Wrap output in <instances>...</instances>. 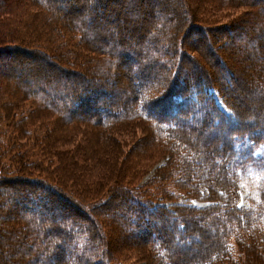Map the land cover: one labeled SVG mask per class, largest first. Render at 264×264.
Wrapping results in <instances>:
<instances>
[{"label": "trees", "instance_id": "trees-1", "mask_svg": "<svg viewBox=\"0 0 264 264\" xmlns=\"http://www.w3.org/2000/svg\"><path fill=\"white\" fill-rule=\"evenodd\" d=\"M68 1L0 0V51L11 53L10 66L29 72L28 85L52 89L49 95L41 88L32 94L26 81L18 83L0 72V189L15 198L21 212L13 228L0 231V240L19 231L21 237L11 244L16 264H264V245L256 235L264 233V211L238 207L240 185L234 173L243 157L263 169L262 2L148 0L152 3L144 9L147 0H113L137 6V13L125 15L109 7L111 0ZM193 3L203 7L197 11ZM100 8L102 14L126 18L128 30L140 39L117 33L99 45L87 26L100 24L94 18ZM189 34H195L192 41H183ZM237 40L246 44L247 49H239L241 62L249 61L255 90L245 81L237 85L239 76L219 53L226 47L213 46ZM226 49L237 64L239 53L232 45ZM249 53L256 58L249 60ZM66 76L76 81H71L72 97ZM132 79L137 87L128 85ZM120 85H128V93L110 106L108 95ZM237 89L254 98L252 105L232 95ZM53 94L62 96L52 100ZM210 125L217 132L209 134ZM119 127H140L143 134L109 157L114 178L107 190L87 199L88 185L77 191L70 185L71 193L88 200L90 218L83 217L82 207L64 190L69 179L83 182L80 164L65 158L71 159L76 144L78 154L85 152L87 140L73 136L94 129L99 141ZM150 170L152 176L141 182ZM97 223L105 236L122 231L127 251L108 246ZM201 228L212 230L214 240L202 239ZM130 253L134 261L127 260Z\"/></svg>", "mask_w": 264, "mask_h": 264}, {"label": "rangeland", "instance_id": "rangeland-1", "mask_svg": "<svg viewBox=\"0 0 264 264\" xmlns=\"http://www.w3.org/2000/svg\"><path fill=\"white\" fill-rule=\"evenodd\" d=\"M72 1L73 0H70L71 5L73 3ZM260 2H262V4L264 5V0H260ZM70 3H69V1L67 2L68 5ZM151 3H150V1L147 0V1L143 2L142 6L144 7V9H147V7L150 6ZM154 3H155V1H154ZM71 5H70V9H72V12L78 13L77 8L72 7ZM132 5L127 4L126 6H123V5H120L116 1H115V3H113V0H111L109 7L116 9L120 13L123 12V13H126L125 15H128V13H130L132 11L134 13L135 12L137 13V6L136 5L132 6ZM62 7H64V9H68V7L65 6V4ZM156 7L159 8V4L156 5ZM193 7H195V8H193ZM200 7H203V5L198 6V4L193 3L191 6L192 9H196L197 11L200 9ZM100 10L103 11L104 8L97 9V13H100V14L99 15L97 14L94 17L95 20L97 19L100 22V24H98L95 27L93 24L90 26H87L88 27V33H90L89 35L94 36L95 38H93V37L92 38L97 40L98 41L97 43H99V45H105V43H109V41L107 40V35H110V37L113 38V40H114L115 37H117V33H118V35L124 34L125 36L126 35L128 36L130 34L129 38H131L132 40L134 39L137 41L138 39H140L139 34L137 32H134L135 30L134 31L128 30V27L126 24V18H124V20L117 18V16H115L116 18H114L108 14H104V13L102 14L100 12ZM90 11L92 12V10H90ZM89 14H90V12H89ZM68 15L69 14H64V16H66V17ZM100 16H102V17H100ZM98 33H101L100 34L101 36L99 39H97V36H99ZM96 34H97V36H96ZM194 35L195 34H189L188 36H186V38H185L186 40H183V41L191 42ZM243 44H245V43H243ZM243 44L241 41L237 40L232 44L225 41V42H218L216 45L213 44V46H214V48L219 47V46H223V47L228 48L229 46L232 45L235 48V51H237L239 53L236 56L235 60H237L238 63H240L241 58L243 57L242 54H244V53H241L240 50H241V48L247 49V47L243 46ZM226 48L223 50V52L220 51L219 53L221 54L223 60L226 63L232 64L231 67H233V69L235 70V73L239 76L238 77L239 81H238L237 85H239V83L242 84V82L245 81L246 84H248L251 87L250 89L255 90L257 84L253 80V78H251L249 76V75H251V73H249L250 70H247L249 61H247L246 63H244V61H242L241 64L244 68H242V69L239 68L238 63L234 65L231 62L232 57H230L229 53L227 54L228 51ZM217 51H219V50L217 49ZM247 51H249V50H247ZM49 52L51 54H53L52 49H50ZM254 58H256V55L254 53H249L248 59L252 60ZM27 59H28V57H27ZM11 60L12 59H11V53L10 52H7L6 50H3V52L0 51V72L1 73H3L6 76L12 77V79L18 83L26 81V84H27L26 88L31 87L30 92L32 94H37L38 91L36 89H38V88L45 90L44 93H46L47 95H49L51 93L52 89L50 88V86L28 85L29 84L28 79H30L29 72L27 70L16 69L15 66H10V65H12ZM58 62H60V59L58 60ZM61 63H62V61H61ZM68 63L69 62L67 61V65L69 66L70 64H68ZM129 63H130V65H134V62H131V60ZM4 67H6V68H4ZM248 73H249V75H248ZM136 74L137 73L134 72V74H133L134 79H136ZM223 76H224V74H223ZM0 77H2V76H0ZM89 77L93 78V76L91 74ZM1 80L5 81L8 79L5 77V78H2ZM65 80H66L65 82L68 83V85H70V87H71L70 93H68V94L70 95V97H72L76 94L73 91L74 88H72V86H73L72 83H76V81H74L72 79L71 80L72 83H71L70 78L68 76H66ZM112 81H113V83H117L116 78H114ZM128 82H129L128 85H132V83L134 84L135 80L132 79V81H128ZM234 83H236V82L234 81ZM39 84H41V83H39ZM75 85H77V84H75ZM128 85L127 86L126 85H120L119 88L111 94V96L108 95V98L110 99V101L112 100L110 106L116 103L118 97L123 96L126 93H128L127 92L128 91L127 89H129ZM132 86L137 87V85H132ZM7 88H10V86H7ZM88 92H89V90H86V92L83 93L82 96H84ZM77 94H79V91L77 92ZM232 95L235 96V98L236 97L240 98V100L241 99L246 100L252 105V101L254 98L252 99L251 95H248V93H246V91H243L241 89H237ZM60 96H62V95L53 94L52 100H55V99L58 100L59 98H61ZM217 101H218V104L220 105V107L226 113H230L229 109L227 107H225L220 102V100L217 99ZM89 102H91V101H89ZM64 103L67 104L68 102H64ZM252 109L254 110V107ZM85 115L90 116L88 114H85ZM68 118H69V116H68ZM74 118H77V116L74 115ZM70 122H71V115H70ZM210 126H211L210 130H208L209 134L217 132V130L216 131L213 130L214 128H212L213 127L212 125H210ZM114 127H117V126L114 125ZM85 130L86 131H83L80 136H73V138L77 137L78 139H81V140H87L86 144L88 147L86 148V151L82 152V154H78V152H79L78 149L80 148L79 147L80 144L79 145L76 144V146H75V144L72 142L71 147L74 148V146H75V149H74L75 153H73L71 159L65 158V159H67V161L74 159L76 162H78L80 164L81 169H80L79 174L82 175L83 182L78 183V182L72 181V183H70L71 180L69 179L67 181L68 182V189H64V190L67 191V193L65 192L66 195H70V198L69 197L68 198L71 200V202L79 205V207H82V210H83V211H81L83 213L82 216L86 217V218H90V215L88 212L89 211L88 208L90 206L88 205V203H86V202H88V200L85 201V200L81 199L77 195L76 192L71 193L70 192V185L72 186L74 191L80 190V186L88 185L87 187H88L89 193L87 192V188H86L85 192L90 194V197L87 199H90V198L95 196V194H94V196H93V194H91L93 192L97 191V192L102 193L104 190H107L106 188L110 184H112V181L114 178V174L111 171L113 168V164L108 161L109 157L112 156V153H114L113 155L116 156L115 153L117 152V148L119 149L120 152L130 148L132 146V144L136 142L137 138H139L143 134V129L140 127H119V128H115V129L113 128V130L109 132L108 137H103V139L101 138L99 141L96 138L97 135L95 136V133L93 132L94 129L88 130L86 128ZM82 138H85V139H82ZM101 147H107V148L103 149L104 151H100ZM219 148H220V146H218V149ZM113 150H115V151L113 152ZM255 153H258V150H256ZM122 155H123V153H122ZM79 157H83L84 159L79 160ZM119 158H121V157L119 156ZM50 159H51V157H50ZM246 159H247L246 157L241 158L239 163L234 168V173L237 177L236 180L240 185L239 199L237 202L238 207L246 208V206H248V207H253L252 209H255L259 212H263L264 211V208H263V206H264V162L262 163L263 169L261 167L256 169L255 166L252 167V164L250 162L248 163V161ZM5 161H6V159H3L4 163L8 162V160H7V162H5ZM49 161H51V160H47V163ZM67 161L65 160V165L70 166L71 163L67 162ZM118 161H119V159L117 158V161L115 162L114 165H116ZM52 163L58 164L59 160L57 158H54V159H52ZM160 163H161V161L157 162L156 164H154V166L152 168L156 167ZM68 169L70 171V167H68ZM262 170H263V172H262ZM150 176H152V170H150L147 174H145L143 176L141 182L145 181ZM19 177H21L20 180H24V179L28 178L27 176H24V175H19ZM74 188H77V190H75ZM259 188H260V192H259ZM61 192L64 193L63 191H61ZM258 193L260 194V196L258 195ZM5 194H6V191L0 189V209H1L0 212L2 213L0 216V231H5L6 229L11 228V227L13 228L14 225H16V222H15L16 216L21 214V212L17 209L19 204L15 201V198L11 199V198H9V194H7V196H5ZM259 197H260V202H258ZM106 202H108V204L111 203L110 199H106ZM191 203L196 204V205L207 204V203H204L203 201H199V200H191ZM68 206L70 207V204H68ZM37 209H39V208L35 207L32 210L35 211ZM61 211H63L62 214L66 213V211L63 209ZM70 217H74V216L71 215ZM61 220H62L61 217H59L54 221L56 222V221H61ZM204 225L205 224H203V227H204ZM200 226H201V223H200ZM124 228H129V226L125 225ZM97 229L101 230V233L98 231L99 236L103 237L106 240L105 242L108 244V246H110V247L112 246L113 248L116 246V248L119 250L127 251V248L121 244L124 241V234H122V231H120L119 229H116V230H114V234L111 232L109 236H105V235H102V233L104 234V231H105L104 227L101 228V225H99L97 223ZM168 229L171 231H174V228L172 226H169ZM200 232L202 233L201 235H203L202 239H206V238L208 239L209 238V239L214 240V237L212 236V230H209L208 228H205V229L201 228ZM174 233L176 234L177 232H174ZM256 235L258 236V239L260 240V242L262 241V245H264V233L260 234V235H258V234H256ZM17 237L20 238L21 235H19V231H17V229L15 228V232H11L9 234L7 241L0 240V264H11V262H12V264H14V263L16 264L15 258L18 256L15 257L14 255H12L11 244L12 245L16 244L15 240H17L16 239ZM213 240H211V241L209 240V241L214 242ZM232 240H233V238H232ZM174 245H176V240L174 241ZM234 248L236 249V247H234ZM28 249H29V247H28ZM67 249H70V248L67 247ZM233 253L235 256L237 255L236 250H233ZM127 260L128 261H134L135 260L134 255H132L130 253L127 256ZM50 262H51L50 264H52V261H50Z\"/></svg>", "mask_w": 264, "mask_h": 264}]
</instances>
